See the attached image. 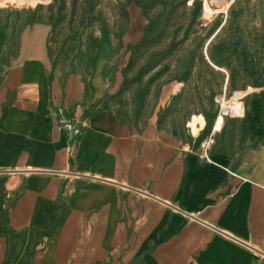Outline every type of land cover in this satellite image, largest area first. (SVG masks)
<instances>
[{
	"label": "crops",
	"instance_id": "crops-1",
	"mask_svg": "<svg viewBox=\"0 0 264 264\" xmlns=\"http://www.w3.org/2000/svg\"><path fill=\"white\" fill-rule=\"evenodd\" d=\"M38 48L0 72V264H264L263 96L205 159L198 116L184 140L120 115L118 60L64 77Z\"/></svg>",
	"mask_w": 264,
	"mask_h": 264
},
{
	"label": "rangeland",
	"instance_id": "rangeland-1",
	"mask_svg": "<svg viewBox=\"0 0 264 264\" xmlns=\"http://www.w3.org/2000/svg\"><path fill=\"white\" fill-rule=\"evenodd\" d=\"M41 1L0 10V72L37 47L64 77L107 55L118 60L106 70L121 116L180 125L184 140L193 139L188 123L198 116L191 126L206 122L200 142L220 114L219 96L245 93V117L225 118L214 140L228 138L229 124L247 125L249 106L264 97V0Z\"/></svg>",
	"mask_w": 264,
	"mask_h": 264
},
{
	"label": "built area",
	"instance_id": "built-area-1",
	"mask_svg": "<svg viewBox=\"0 0 264 264\" xmlns=\"http://www.w3.org/2000/svg\"><path fill=\"white\" fill-rule=\"evenodd\" d=\"M18 3L22 5H26L27 7H37L38 4H41V0H0V10H9L14 8ZM246 94L243 92H237L234 96L230 99H226V95L219 96L217 103L220 106V114L224 118H240L242 117V110L244 109V98ZM238 103V104H236ZM59 123L63 128L65 134L69 138H76L79 137L82 133L81 127L78 125L76 120L69 119L64 117L59 111ZM209 144L203 143L201 154L202 157L208 159L209 154Z\"/></svg>",
	"mask_w": 264,
	"mask_h": 264
},
{
	"label": "bare ground",
	"instance_id": "bare-ground-1",
	"mask_svg": "<svg viewBox=\"0 0 264 264\" xmlns=\"http://www.w3.org/2000/svg\"><path fill=\"white\" fill-rule=\"evenodd\" d=\"M205 3H206L205 14L208 15V14L212 13L213 10H212L211 7H210L209 1H206ZM228 7H229V5H228Z\"/></svg>",
	"mask_w": 264,
	"mask_h": 264
}]
</instances>
